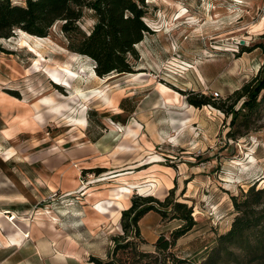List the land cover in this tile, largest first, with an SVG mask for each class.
<instances>
[{"label":"rangeland","instance_id":"374dc122","mask_svg":"<svg viewBox=\"0 0 264 264\" xmlns=\"http://www.w3.org/2000/svg\"><path fill=\"white\" fill-rule=\"evenodd\" d=\"M145 5L153 34L136 46L134 74L93 82L88 70L94 64L67 50L59 24L42 41L19 32L0 40V237L21 236L20 247L0 244V264L105 260L112 238L122 234L120 217L127 207L118 211L112 200L130 204L133 197L163 201L168 195L165 189L141 194L118 181L130 182L132 171L153 166L165 181L172 178L173 198L192 209L196 225L174 253L197 264L235 216L230 197L254 182L264 187V117L257 130L234 141L226 136L229 119L211 106L188 105L180 93L223 101L255 75L263 62L260 50L240 48L261 42L264 0H145ZM180 13L185 14L178 19ZM91 24L85 19L82 28ZM59 64L73 72L88 70L69 89L61 85L66 77ZM125 166L127 171L119 170ZM88 186L93 191L82 192ZM164 210L165 217L151 212L139 222L147 243L143 251L153 250L156 234L168 236L181 224Z\"/></svg>","mask_w":264,"mask_h":264},{"label":"trees","instance_id":"16d2710c","mask_svg":"<svg viewBox=\"0 0 264 264\" xmlns=\"http://www.w3.org/2000/svg\"><path fill=\"white\" fill-rule=\"evenodd\" d=\"M146 13L145 0H24L23 5L0 0V40L10 39L17 31L43 39L59 24L67 50L92 61L96 76L129 75L136 72L133 68L140 59L136 46L153 34L145 22ZM85 19L92 21L88 30L82 28ZM260 40L252 47H241L240 52L259 49L262 64L225 100L180 91L188 105L197 109L211 106L229 119L226 136L234 141L257 130L264 117V32ZM256 186L254 182L230 197L235 216L197 264H264V187ZM173 192L174 188L169 190L163 201L133 197L130 207L121 212L122 234L112 238L111 252L105 260L90 256L88 264H194L174 253L178 240L196 223L191 207L177 202ZM164 209L181 224L168 236L159 234L152 251H143L141 246L147 243L141 237L139 222L149 212L165 217Z\"/></svg>","mask_w":264,"mask_h":264},{"label":"bare ground","instance_id":"6f19581e","mask_svg":"<svg viewBox=\"0 0 264 264\" xmlns=\"http://www.w3.org/2000/svg\"><path fill=\"white\" fill-rule=\"evenodd\" d=\"M184 14L185 13H180L177 17L178 19L181 17L183 18L184 17ZM177 19V18H176ZM19 32L18 34L22 37H27V38H32V39H35L37 41H42L43 39H40V38H36V37H32L30 35H27L26 33H23L21 31H17ZM44 50V49H43ZM42 51V50H40ZM60 65V64H59ZM61 73H63L66 77L65 80H62V83L61 85L62 86H65L66 88H71V82L77 80V79H80L81 77H83V75H80L79 73L81 74H85V71H87L88 69L86 68H82L80 69V72H73L70 70V68L68 66H62L60 65V68L58 69ZM89 74H90V77L93 79V82L94 81H100V78H98L94 71L90 68L88 70ZM1 78V77H0ZM135 79L137 78V76L135 75L134 77ZM3 80V78H1V81ZM5 80V79H4ZM88 83V82H87ZM160 87V85H159ZM74 92L76 93V95H81V91L79 90V87H74ZM103 103L104 104H109V100L106 98V95H104V98H103ZM171 142V141H170ZM151 162L150 163H153V162H156L154 161L152 158H151ZM157 172H159V170H157L156 166H153L152 168H150V171L148 172H145V173H136V172H133V176H132V180L130 182H125L123 181V179L121 180H118L119 182L122 181L123 185L128 188V189H134V190H137L138 193H141V194H146V195H155L156 193L159 192V190H161V184L163 183L166 187L168 185H170V181L167 179V181H165L163 179V176L161 175H158ZM113 177H118L117 175H113ZM230 182V181H229ZM113 201V205H115L116 208H118V211L119 210H122L124 208V205L121 201V199H115V200H112ZM96 209H97V212L98 210H101L100 206L99 205H96ZM99 214V213H98ZM113 217V220H117L118 217H119V212H116L114 213V215L112 216ZM16 219V218H15ZM23 221V220H22ZM19 236V237H18ZM18 236H15V237H12L10 238L8 241H5L3 240L1 237H0V244H2V246H5L8 248L10 247H20V243H21V236L18 235ZM47 245V244H46ZM45 248V247H44ZM38 249V248H37ZM40 251V250H39ZM64 256V255H63ZM62 256V257H63Z\"/></svg>","mask_w":264,"mask_h":264},{"label":"crops","instance_id":"0c3cea01","mask_svg":"<svg viewBox=\"0 0 264 264\" xmlns=\"http://www.w3.org/2000/svg\"><path fill=\"white\" fill-rule=\"evenodd\" d=\"M161 98H162V97H160V100H161ZM160 100H159V101H160ZM148 107H150V108H149L150 111H151L152 109H154V108H153V104H151V103H149ZM148 107H147V108H148ZM127 167H128V166H125V167H123V168H121V169H119V170L127 171V170H125V169H127ZM132 170H134V169H132ZM132 172H136V171H132ZM124 176H125V177H124L125 180H129V179H130V177H129L130 175H129V174H125ZM169 184H170V185H168L167 187L164 186V188H162V189L160 190L159 193L162 194V190H163V189H165L166 191H169V190L172 189V187H173L172 178H170V183H169ZM85 190H87V192L90 193V192L93 191V187H91V186L85 187V188L83 189L82 192H84ZM88 193H87V194H88ZM87 194H86V195H87ZM90 196H92V195H90ZM90 196H89V197H90ZM119 200H120V199H119ZM121 201H122V203H123V205H124L125 207L127 206L126 209H128V208L130 207V204H131V203L129 204V200L127 201L126 199H121ZM150 214H151V212L147 213V214L141 219L140 222H142V221H143L147 216H149ZM153 215H154V214H153ZM159 234H161V233H158V234H156V235L154 236L152 243L155 242V240L157 239V237L159 236Z\"/></svg>","mask_w":264,"mask_h":264},{"label":"built area","instance_id":"2783aa9c","mask_svg":"<svg viewBox=\"0 0 264 264\" xmlns=\"http://www.w3.org/2000/svg\"><path fill=\"white\" fill-rule=\"evenodd\" d=\"M93 67H94V66H93ZM213 96H214L215 98H216V97H218V95H217V94H215V93L213 94Z\"/></svg>","mask_w":264,"mask_h":264},{"label":"water","instance_id":"95a60500","mask_svg":"<svg viewBox=\"0 0 264 264\" xmlns=\"http://www.w3.org/2000/svg\"><path fill=\"white\" fill-rule=\"evenodd\" d=\"M241 45H243V42H240Z\"/></svg>","mask_w":264,"mask_h":264}]
</instances>
